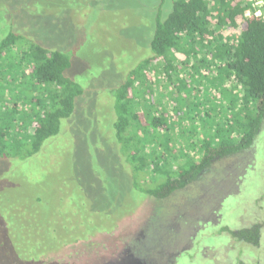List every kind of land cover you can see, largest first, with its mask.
Returning a JSON list of instances; mask_svg holds the SVG:
<instances>
[{
  "label": "rangeland",
  "instance_id": "1",
  "mask_svg": "<svg viewBox=\"0 0 264 264\" xmlns=\"http://www.w3.org/2000/svg\"><path fill=\"white\" fill-rule=\"evenodd\" d=\"M163 1L0 0V40L14 31L73 54L66 74L85 90L46 150L28 160L0 158V211L9 221L40 196L55 217L76 218L75 207L86 199V233L104 229L81 243L86 264H264V231L260 246L237 237L255 224L264 229V127L248 150L222 158L185 191L163 201L135 190L116 144L111 89L149 49L146 34ZM251 12L246 17L255 16ZM244 21L238 17L221 31L236 37ZM19 52L16 44L0 58V129L23 137L38 89ZM152 221L154 242L146 245L143 230Z\"/></svg>",
  "mask_w": 264,
  "mask_h": 264
},
{
  "label": "trees",
  "instance_id": "2",
  "mask_svg": "<svg viewBox=\"0 0 264 264\" xmlns=\"http://www.w3.org/2000/svg\"><path fill=\"white\" fill-rule=\"evenodd\" d=\"M250 9L254 11L241 0H164L158 7L153 30L143 33L149 37V49L111 89L115 141L136 191L162 201L173 197L222 158L248 150L262 132L264 20L246 17ZM238 17L245 20L238 36L221 31ZM213 31V39L203 42ZM16 44L38 92L31 122L24 133L18 128L23 137L0 129V158L28 160L60 135L85 90L66 74L73 54L10 31L0 40V58ZM46 202L35 197L9 221L0 211V264H85L81 243L104 231L86 233L87 200L77 203L76 218L55 217ZM256 225L239 230L237 237L260 246Z\"/></svg>",
  "mask_w": 264,
  "mask_h": 264
},
{
  "label": "flooded vegetation",
  "instance_id": "3",
  "mask_svg": "<svg viewBox=\"0 0 264 264\" xmlns=\"http://www.w3.org/2000/svg\"><path fill=\"white\" fill-rule=\"evenodd\" d=\"M153 223H154V221H153ZM150 226H151V224L149 225V226H146V228H144V235L143 236H145L146 237V239H145V243H146V245L148 244L147 243V241H153L154 242V240H153V238L151 239V240H149V238L150 237H153V234L150 232V231H154L155 232V230H153V229H155V228H153V226H151V228H153V229H151L150 228ZM255 226V225H254ZM256 226H258V228H259V231H260V242L263 240V231H264V229H263V225H261V223L260 224H258V225H256ZM252 229V228H251ZM147 237H148V240H147ZM141 244V243H140ZM138 246V245H137ZM137 248V247H136ZM136 248H135V251H136ZM83 251H84V249H83ZM133 251V250H132ZM85 252V251H84ZM140 252H141V250H140ZM137 256H139L141 259H145V258H143V257H141V255L139 254V255H137ZM73 261H75V260H73ZM72 261V262H73ZM67 262V261H66ZM87 263V260H86V262H85V264ZM153 264V263H152Z\"/></svg>",
  "mask_w": 264,
  "mask_h": 264
},
{
  "label": "built area",
  "instance_id": "4",
  "mask_svg": "<svg viewBox=\"0 0 264 264\" xmlns=\"http://www.w3.org/2000/svg\"><path fill=\"white\" fill-rule=\"evenodd\" d=\"M253 4L254 11L251 12L255 17L261 18L264 20V0H248Z\"/></svg>",
  "mask_w": 264,
  "mask_h": 264
}]
</instances>
